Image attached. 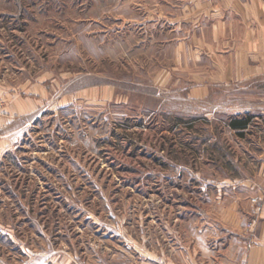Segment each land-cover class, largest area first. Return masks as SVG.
Returning a JSON list of instances; mask_svg holds the SVG:
<instances>
[{
    "label": "rangeland",
    "instance_id": "rangeland-1",
    "mask_svg": "<svg viewBox=\"0 0 264 264\" xmlns=\"http://www.w3.org/2000/svg\"><path fill=\"white\" fill-rule=\"evenodd\" d=\"M182 1L0 0V264H203L235 237L264 115L258 89L191 96Z\"/></svg>",
    "mask_w": 264,
    "mask_h": 264
},
{
    "label": "crops",
    "instance_id": "crops-1",
    "mask_svg": "<svg viewBox=\"0 0 264 264\" xmlns=\"http://www.w3.org/2000/svg\"><path fill=\"white\" fill-rule=\"evenodd\" d=\"M182 2V17L167 16L178 23L173 32L184 26L175 45L180 53L189 55L184 64L194 81L191 96L206 100L213 88L258 89L255 109L264 115V107L258 105L264 103V0ZM5 111V119L7 113L29 115L32 100L15 96ZM7 146L9 139L0 137V154ZM262 178L260 185L250 183L251 199L244 214L236 204L223 210L221 229H231L235 237L227 242L216 239L214 252L208 253L203 264H264V175Z\"/></svg>",
    "mask_w": 264,
    "mask_h": 264
},
{
    "label": "trees",
    "instance_id": "trees-1",
    "mask_svg": "<svg viewBox=\"0 0 264 264\" xmlns=\"http://www.w3.org/2000/svg\"><path fill=\"white\" fill-rule=\"evenodd\" d=\"M250 122V117L236 118L231 119L228 123V126L238 132V134H242L241 132L245 130Z\"/></svg>",
    "mask_w": 264,
    "mask_h": 264
},
{
    "label": "built area",
    "instance_id": "built-area-1",
    "mask_svg": "<svg viewBox=\"0 0 264 264\" xmlns=\"http://www.w3.org/2000/svg\"><path fill=\"white\" fill-rule=\"evenodd\" d=\"M1 107H2V102H1V100H0V131H1V129H2V125H1ZM252 201H253V202H256L255 199H253Z\"/></svg>",
    "mask_w": 264,
    "mask_h": 264
}]
</instances>
